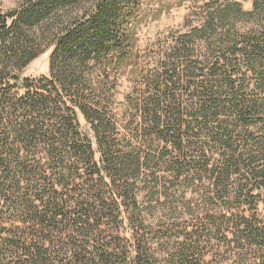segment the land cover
I'll list each match as a JSON object with an SVG mask.
<instances>
[{"label": "trees", "instance_id": "trees-1", "mask_svg": "<svg viewBox=\"0 0 264 264\" xmlns=\"http://www.w3.org/2000/svg\"><path fill=\"white\" fill-rule=\"evenodd\" d=\"M189 1L0 8V264H264V0Z\"/></svg>", "mask_w": 264, "mask_h": 264}, {"label": "rangeland", "instance_id": "rangeland-1", "mask_svg": "<svg viewBox=\"0 0 264 264\" xmlns=\"http://www.w3.org/2000/svg\"><path fill=\"white\" fill-rule=\"evenodd\" d=\"M24 0H0V8L11 10L19 6ZM246 9L253 7L252 0H243ZM189 0H146L145 20L140 27V44L142 48L149 47L163 32L181 27L189 12ZM51 51L48 50L36 58L25 70V75L40 77L49 72V59ZM129 90L127 80L123 81L122 91ZM264 214V206L261 205Z\"/></svg>", "mask_w": 264, "mask_h": 264}]
</instances>
